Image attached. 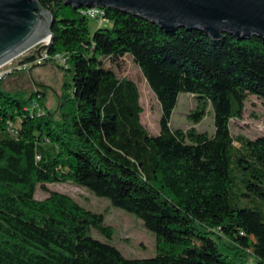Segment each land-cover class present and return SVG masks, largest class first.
<instances>
[{
	"label": "trees",
	"instance_id": "trees-1",
	"mask_svg": "<svg viewBox=\"0 0 264 264\" xmlns=\"http://www.w3.org/2000/svg\"><path fill=\"white\" fill-rule=\"evenodd\" d=\"M39 3L52 17L46 52L65 57L72 83L62 86L59 119L31 112L39 94L0 88V264H264V136L234 139L229 129L248 95L264 100V38L164 32L111 7L100 10L110 25L91 34L88 8ZM125 55L158 100L157 135L140 122L136 84L101 61ZM181 93L198 101L194 123L210 104L211 136L171 129ZM37 103L44 108L41 96ZM53 183L83 187L140 219L155 236V256L128 259L94 238L93 230L112 237L103 214L48 191ZM38 186L48 192L42 200Z\"/></svg>",
	"mask_w": 264,
	"mask_h": 264
},
{
	"label": "rangeland",
	"instance_id": "rangeland-1",
	"mask_svg": "<svg viewBox=\"0 0 264 264\" xmlns=\"http://www.w3.org/2000/svg\"><path fill=\"white\" fill-rule=\"evenodd\" d=\"M89 28L92 34L96 29V23L93 20H89ZM37 48L38 45L0 66V88L11 93H20L24 98H28L32 93L39 94L44 106L42 110L52 113L54 118L59 119L61 117L59 96L62 86L72 83V73L63 68L66 65L63 55L59 59L49 60L42 65H35L32 62L21 65L20 61L26 56L36 54ZM101 61L103 66L114 71L119 79L127 78L136 84L140 96L139 103L142 107L140 122L149 134L157 135L161 109L133 58L125 55L117 60L101 58ZM197 107L198 101L194 95L179 94L177 105L170 118L171 129H180L184 132L194 129L196 132L211 136L214 133L212 108L210 104L206 105L203 119L194 123L189 115L193 114ZM31 112L33 111L31 110ZM229 129L234 139L239 135L251 140L264 136V100L248 95L242 119H232ZM234 145L238 146V143L234 142ZM46 188L48 191L59 192L71 197L86 210L103 214L104 224L113 230L111 239L107 240L95 230L92 231V235L101 242L116 247L124 257L147 259L155 256V236L134 215L120 208L112 207L108 200L97 197L87 189L72 183L46 184ZM47 196L48 192L38 186L35 198L42 200ZM224 244L229 245L226 240H224Z\"/></svg>",
	"mask_w": 264,
	"mask_h": 264
},
{
	"label": "water",
	"instance_id": "water-1",
	"mask_svg": "<svg viewBox=\"0 0 264 264\" xmlns=\"http://www.w3.org/2000/svg\"><path fill=\"white\" fill-rule=\"evenodd\" d=\"M74 8H116L156 23L171 33L175 27L201 29L211 40L223 33L240 39L264 38V0H62ZM52 17L39 0H0V66L30 48L48 50ZM46 40V41H45Z\"/></svg>",
	"mask_w": 264,
	"mask_h": 264
},
{
	"label": "built area",
	"instance_id": "built-area-1",
	"mask_svg": "<svg viewBox=\"0 0 264 264\" xmlns=\"http://www.w3.org/2000/svg\"><path fill=\"white\" fill-rule=\"evenodd\" d=\"M82 14L86 16L89 20H93L96 23V28L100 27H106L111 22L105 17V15H99V8L93 7V9H85L81 10ZM61 55H56L54 57H51L48 53H44V51H41L39 55H36L35 60L32 62L35 65H42L43 63L53 60V59H59ZM65 64V62H64ZM66 67V65H65ZM40 98V95H37L35 99H33L30 110L36 113L37 116L44 115V112L42 108L39 107L37 103V99Z\"/></svg>",
	"mask_w": 264,
	"mask_h": 264
},
{
	"label": "bare ground",
	"instance_id": "bare-ground-1",
	"mask_svg": "<svg viewBox=\"0 0 264 264\" xmlns=\"http://www.w3.org/2000/svg\"><path fill=\"white\" fill-rule=\"evenodd\" d=\"M85 8H86V7H85ZM88 9H93V7H92V8H88ZM100 10H101V11H104V9H100V8H99V15H100ZM45 41H46V40H45ZM30 49H31V48H30ZM46 51H47V50H44V52H46ZM20 55H21V54H20ZM6 63H7V62H6ZM6 63H5V64H6ZM2 66H3V65H2Z\"/></svg>",
	"mask_w": 264,
	"mask_h": 264
}]
</instances>
